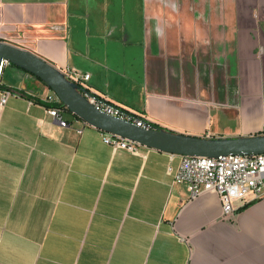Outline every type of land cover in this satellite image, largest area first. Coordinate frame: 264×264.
I'll list each match as a JSON object with an SVG mask.
<instances>
[{
  "label": "crops",
  "instance_id": "obj_1",
  "mask_svg": "<svg viewBox=\"0 0 264 264\" xmlns=\"http://www.w3.org/2000/svg\"><path fill=\"white\" fill-rule=\"evenodd\" d=\"M0 40L90 72L98 95L203 136L264 133V0H0ZM0 103V264H264V197H195L181 154L114 148L15 64ZM1 100V93H0Z\"/></svg>",
  "mask_w": 264,
  "mask_h": 264
},
{
  "label": "built area",
  "instance_id": "obj_2",
  "mask_svg": "<svg viewBox=\"0 0 264 264\" xmlns=\"http://www.w3.org/2000/svg\"><path fill=\"white\" fill-rule=\"evenodd\" d=\"M9 60L0 56V103L4 104L14 93L11 88L3 86V74ZM65 75L80 84L82 92L102 110L116 114L144 126H153V121L138 113L127 110L119 104L110 101L103 95H98L86 85L90 72H83L74 67L61 69ZM47 100L53 101L48 106L49 113L61 125H70L63 118V110L67 108L54 92L47 95ZM103 140L114 148L138 150L140 143L121 135L103 131ZM168 171L174 175V180L186 184L191 197L205 191L219 194L222 200V217L229 218L235 214V201L250 197L252 200L264 197V152L261 153H229L218 156L181 154L179 166L174 169L168 166Z\"/></svg>",
  "mask_w": 264,
  "mask_h": 264
},
{
  "label": "water",
  "instance_id": "obj_3",
  "mask_svg": "<svg viewBox=\"0 0 264 264\" xmlns=\"http://www.w3.org/2000/svg\"><path fill=\"white\" fill-rule=\"evenodd\" d=\"M0 56L40 77L63 103L85 122L138 143L172 153L218 156L264 152V133L242 136H203L165 127L144 126L97 107L61 68L35 52L0 40Z\"/></svg>",
  "mask_w": 264,
  "mask_h": 264
},
{
  "label": "trees",
  "instance_id": "obj_4",
  "mask_svg": "<svg viewBox=\"0 0 264 264\" xmlns=\"http://www.w3.org/2000/svg\"><path fill=\"white\" fill-rule=\"evenodd\" d=\"M40 78V77H39ZM62 104H65V103H63L62 102ZM50 105V104H49ZM77 115V114H76ZM153 126H155V127H164V126H161L160 124H158V123H153ZM165 128H168V127H165Z\"/></svg>",
  "mask_w": 264,
  "mask_h": 264
},
{
  "label": "rangeland",
  "instance_id": "obj_5",
  "mask_svg": "<svg viewBox=\"0 0 264 264\" xmlns=\"http://www.w3.org/2000/svg\"><path fill=\"white\" fill-rule=\"evenodd\" d=\"M9 66H11L10 64H8L7 68H9ZM52 90V89H51ZM53 91V90H52ZM54 92V91H53ZM55 93V92H54ZM56 94V93H55Z\"/></svg>",
  "mask_w": 264,
  "mask_h": 264
}]
</instances>
